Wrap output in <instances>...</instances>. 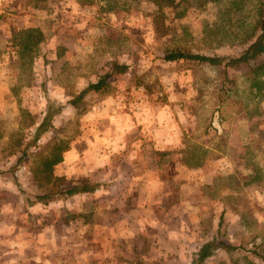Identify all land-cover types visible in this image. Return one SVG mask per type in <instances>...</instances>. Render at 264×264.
I'll list each match as a JSON object with an SVG mask.
<instances>
[{"label": "rangeland", "instance_id": "obj_1", "mask_svg": "<svg viewBox=\"0 0 264 264\" xmlns=\"http://www.w3.org/2000/svg\"><path fill=\"white\" fill-rule=\"evenodd\" d=\"M71 1L0 0V264H190L223 231V201L259 209L258 186H206V165L225 154L264 184V55L165 56L238 55L262 33L264 0ZM115 61L129 65L120 80L70 103Z\"/></svg>", "mask_w": 264, "mask_h": 264}, {"label": "crops", "instance_id": "obj_2", "mask_svg": "<svg viewBox=\"0 0 264 264\" xmlns=\"http://www.w3.org/2000/svg\"><path fill=\"white\" fill-rule=\"evenodd\" d=\"M71 2L74 4H79V2L76 0H72ZM72 6L76 8L75 5ZM22 17L23 16H19V18ZM33 27H37V26H33ZM37 31L42 36L40 41H38L41 42L43 40V34L39 30ZM213 155L214 157L211 158L212 160L209 161L208 164L206 165L207 173H208L206 186H228L229 190H232L230 186H240V187L258 186L257 189H260L258 195H260L261 198L259 200L258 199L255 200V203L258 204L259 209L256 208L254 213L249 210L248 205H246L245 202L246 200L239 201L240 199L236 198V202L232 205H230L231 204L230 200H227L229 201V203L227 202L225 203V201H223L222 203V207H223L222 212L224 213L222 219L223 231L221 232V234H219L218 232L217 233L214 232L211 236V239L215 237H222L223 239L226 240V242L230 244V246L218 248L212 256L206 259L205 264H264V194H263L264 184L262 182H259V180L263 178V176L260 175L247 176L245 174L248 173L249 169L245 168L244 170L241 171L240 166H237L236 169L234 163L229 168L230 163H228L229 160L227 159V157H225V154H221L220 156H218V153H214ZM72 156H74L73 153H69L68 156L66 154V158ZM200 167L196 168L197 174H199ZM230 175H232V177ZM231 178H233L232 182H229L228 180H230ZM251 178H255L252 181H255L257 183L254 184L248 183L249 179ZM247 179L248 181L246 183ZM162 182L163 181H161L160 183ZM195 183L197 185H200L199 180L196 181ZM114 187L115 186H112L110 188H105V190H111ZM160 187L163 186L160 185ZM102 190L104 189H101L99 191ZM87 193L88 192H86V194ZM230 198L231 197H229L228 199ZM62 201H66V200H62ZM38 205L41 204L35 203L32 206H38ZM193 207L194 208L196 207L198 210L197 206L193 205ZM196 216L195 217L191 216L192 223L198 222ZM179 223L182 224V221H179ZM222 223L219 220L218 221L215 220V217L213 221L210 220V225H212L213 228L215 226L216 228L220 227V224ZM209 238L210 237H208L207 240H210ZM251 239L254 240V242H256L257 244L256 248H249V246H245V244H248L251 241ZM243 241L244 244L242 243ZM195 252H197V250L192 252L193 258ZM183 253L184 252L180 254L181 257Z\"/></svg>", "mask_w": 264, "mask_h": 264}, {"label": "trees", "instance_id": "obj_3", "mask_svg": "<svg viewBox=\"0 0 264 264\" xmlns=\"http://www.w3.org/2000/svg\"><path fill=\"white\" fill-rule=\"evenodd\" d=\"M261 29L262 33L242 52L235 56H220V55H207L204 53H192L182 50H173L168 52L165 56L167 61H178V60H196L201 62H208L210 64H222L227 60L226 66H234L240 64H248L252 60H256L260 56L264 55V19L261 20ZM37 41H40L41 35L38 33ZM129 65L125 62H113L109 69L101 75L97 80L90 81L87 85L81 90L79 95L75 96L70 103L76 105L80 100H82L85 95L89 93H101L109 90L111 85L120 80L126 72H128ZM47 122H44L40 125L34 141H37L41 133L48 129ZM25 157L20 156L18 163L21 162ZM115 181L110 184V186H105V182H96L93 184H86L84 186L74 185L71 188H55L54 190L48 189L43 193L35 194L34 199L31 200V196H26V200H31L30 204L34 205L35 203L48 204L53 201L58 200H67L72 196L78 193L86 192H97L101 189L110 188L115 184ZM23 192V190H22ZM230 244L226 242L222 237H215L207 242L201 244L197 252L194 253V258L191 264H203L206 259L212 256L218 248L229 247Z\"/></svg>", "mask_w": 264, "mask_h": 264}]
</instances>
